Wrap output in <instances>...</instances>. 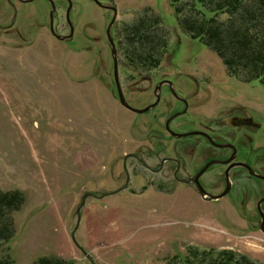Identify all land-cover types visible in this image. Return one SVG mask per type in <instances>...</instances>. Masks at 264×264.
Segmentation results:
<instances>
[{
	"label": "rangeland",
	"instance_id": "obj_1",
	"mask_svg": "<svg viewBox=\"0 0 264 264\" xmlns=\"http://www.w3.org/2000/svg\"><path fill=\"white\" fill-rule=\"evenodd\" d=\"M54 1L57 27L68 34L69 2ZM72 1L77 36L66 43L51 30L49 1L0 0V191L23 195L21 207L11 212L14 236L0 247V260L12 264H33L42 256L92 264L72 238L84 191L118 188L126 180L127 153L146 150L147 144L157 147L153 141L165 139L171 145L175 140L160 128L169 108L138 114L120 100L106 34L112 11L95 0ZM101 1L118 7L125 53L133 52L128 24L158 17L160 23L152 28L168 32L169 49L156 53V61L142 64L132 55L133 67L119 74L123 87L137 86L131 79L128 83L131 76H194L201 87L198 98L205 101L195 113L207 116L240 104L264 116V84L234 76L221 56L179 24L177 7L184 6L183 15H190L194 0ZM129 96L144 102L148 95ZM184 118L189 119L177 128L196 126L194 116L178 120ZM128 164L137 175L135 188L90 196L76 231L98 264H172L193 246L213 255L234 251L264 264V236L233 210L219 211L220 202L204 201L188 185L176 183L161 193L134 159Z\"/></svg>",
	"mask_w": 264,
	"mask_h": 264
},
{
	"label": "flooded vegetation",
	"instance_id": "obj_2",
	"mask_svg": "<svg viewBox=\"0 0 264 264\" xmlns=\"http://www.w3.org/2000/svg\"><path fill=\"white\" fill-rule=\"evenodd\" d=\"M65 1L68 5V0ZM107 9L112 11L114 17L115 10ZM113 17L110 23L113 21ZM66 18V26L70 33L71 27L67 12ZM70 18L74 25V37L64 40L66 43L74 41L77 36L76 24L72 19L73 7ZM58 20L59 16L56 10L54 26L56 32L61 34L57 27ZM118 24L117 16L111 27V34L117 49L118 72L120 74L122 68L133 67L134 63L131 59L133 52H124L126 46L122 31L117 29ZM106 34L109 37L108 27ZM108 40L110 41L109 38ZM125 56L131 62L127 58L125 59ZM112 63L119 94L114 57ZM106 66L109 68V64ZM119 79L127 101L134 108L143 109L151 106L143 113L129 108L134 113L149 114L151 110L159 106L169 108L164 127L160 126V128L161 130L164 128L175 138L171 145L170 141L161 139L153 141L157 147L147 144L146 150L129 152L134 155L127 160L131 174L128 189L135 188L133 184L137 176L133 174L134 170L133 173L130 170L131 164H128V161L131 158L146 170V176H150L148 178L150 184L158 188L161 193L171 191L176 183L188 185L195 189L201 199L209 203L220 202L219 211L233 210L252 229L264 236V116L257 110L240 104L230 107L227 111H218L212 115L206 114L207 116H205L195 113L204 106L205 101L198 98L201 87L194 76L162 73L127 78L129 84L130 79L133 84L136 82V87L132 85L123 87L120 75ZM132 92L144 93L148 96L144 102L143 100L132 102L129 100V93ZM186 114L190 117L194 116L197 124L190 129L180 130L177 126L189 118L183 120H178V118ZM157 115L154 114L155 118ZM183 133L188 134L180 135ZM185 136H194L195 139L186 143L176 141V138ZM199 184L207 192L206 195L201 193Z\"/></svg>",
	"mask_w": 264,
	"mask_h": 264
},
{
	"label": "trees",
	"instance_id": "obj_3",
	"mask_svg": "<svg viewBox=\"0 0 264 264\" xmlns=\"http://www.w3.org/2000/svg\"><path fill=\"white\" fill-rule=\"evenodd\" d=\"M201 3L203 6L199 7ZM190 5L193 8L190 15H183L184 6L176 9L182 14L179 24L183 30L221 56L234 76L242 77L245 81L259 80L264 84V0H194ZM158 23V17L146 16L125 27L128 40H131L132 47L128 46L133 49V59L142 64L156 61L158 53L159 56L163 55L169 49L168 32L161 34L153 29L157 28ZM0 201L1 247L3 242L14 236L11 212L21 207L23 195L17 190L0 191ZM177 258L172 264H256L246 256L238 257L234 251L223 250L213 255L211 251L195 246L188 256L178 255ZM0 264L12 262L2 259ZM33 264L75 262L59 256H42Z\"/></svg>",
	"mask_w": 264,
	"mask_h": 264
},
{
	"label": "water",
	"instance_id": "obj_4",
	"mask_svg": "<svg viewBox=\"0 0 264 264\" xmlns=\"http://www.w3.org/2000/svg\"><path fill=\"white\" fill-rule=\"evenodd\" d=\"M25 2H30V1H33V0H23ZM50 3H51V11H50V18H51V21H50V26H51V30L52 32L56 35V37H58L59 39L61 40H66V39H73L74 37V25L72 23V20L70 18V12L72 10V7H73V1L72 0H68L69 2V7H68V10H67V16H68V21L70 23V27H71V32L69 34H59L56 32L55 30V26H54V17H55V12H56V9H57V6H56V3L54 0H49ZM100 6L102 7H105V8H113L115 10V15L113 17V21L109 24L108 26V35H109V39H110V43H111V47H112V53H113V57L115 59V74H116V79H117V83H118V88H119V95H120V100L121 102L127 106L128 108L130 109H134L135 111H138L140 113H143L145 112L146 110H148L151 106L149 107H146V108H143V109H137V108H134L126 99L123 91H122V88L120 86V79H119V72H118V55H117V49H116V45H115V42H114V39L112 37V34H111V27H112V24L114 22V20L117 18L118 16V7L116 5H110V4H107V3H104L102 2L101 0H95ZM188 134V133H186ZM186 134H180V135H186ZM134 154L133 153H127L126 156H125V169H126V172H127V181L119 186L118 188L116 189H112V190H108V191H99V190H85L82 197H81V200H80V203H79V206H78V209H77V214H78V222H77V225L75 226V228L72 230V238L74 240V242L77 244V246L83 251V253L87 256V258L91 261L92 264H98L96 258L94 257V255H92L77 239V236H76V231L80 225V222H81V219H82V215H83V211H84V208L86 206V201L87 199L91 196V197H95V198H104V197H107V196H110L112 194H116L124 189H127L129 188L130 186V181H131V174H130V171L128 169V165H127V160L130 156H133ZM199 187H200V191L203 195H206L207 192L203 189V187L199 184Z\"/></svg>",
	"mask_w": 264,
	"mask_h": 264
}]
</instances>
